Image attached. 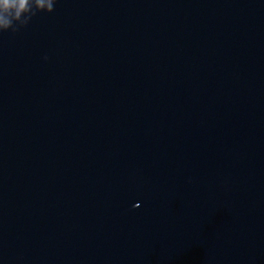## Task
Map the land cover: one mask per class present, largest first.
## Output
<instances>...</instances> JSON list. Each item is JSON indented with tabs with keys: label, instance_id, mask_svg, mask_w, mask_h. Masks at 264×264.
Instances as JSON below:
<instances>
[{
	"label": "water",
	"instance_id": "95a60500",
	"mask_svg": "<svg viewBox=\"0 0 264 264\" xmlns=\"http://www.w3.org/2000/svg\"><path fill=\"white\" fill-rule=\"evenodd\" d=\"M0 264H264V0L0 32Z\"/></svg>",
	"mask_w": 264,
	"mask_h": 264
},
{
	"label": "clouds",
	"instance_id": "9594fccd",
	"mask_svg": "<svg viewBox=\"0 0 264 264\" xmlns=\"http://www.w3.org/2000/svg\"><path fill=\"white\" fill-rule=\"evenodd\" d=\"M55 0H0V32L17 31L43 10L53 11Z\"/></svg>",
	"mask_w": 264,
	"mask_h": 264
}]
</instances>
